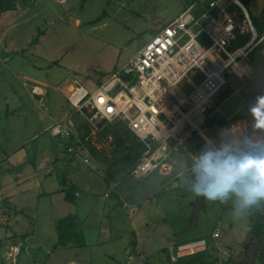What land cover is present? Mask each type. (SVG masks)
Segmentation results:
<instances>
[{
	"label": "rangeland",
	"instance_id": "374dc122",
	"mask_svg": "<svg viewBox=\"0 0 264 264\" xmlns=\"http://www.w3.org/2000/svg\"><path fill=\"white\" fill-rule=\"evenodd\" d=\"M42 1L49 8L51 18L57 20V25L44 24L40 30H35L36 35H42V40L47 43L43 54L46 59L39 61L36 57H31V62H26V66H34L40 71L42 68L40 76L19 77L18 71L22 70L23 64L9 63L7 67L0 64V217L2 219L6 214L10 215L8 219L0 220V248H10L14 243L20 242L24 243L21 248L25 247V234L34 230L35 234L29 238L31 243L42 242L46 249L49 241L61 237L62 243L71 241L75 247L73 251L78 253L80 259H88L90 264H175L171 256L178 245L204 239L208 246L207 252L179 264H253L254 253L251 248L254 244L246 249L248 251L242 260L240 254L250 241L249 227H254L256 220L253 223L250 214L244 219L234 218L231 200L222 204L203 199L198 207L201 198L186 191L179 181L178 187H169L165 191L176 195L175 200L168 204L163 199L158 206L155 205V198H143L146 190L151 189L150 183L139 182L130 189L137 181L128 174L124 176L120 190L129 188L130 196L133 197L113 192L112 198L105 200L107 186L101 182L95 184L90 194H80L76 203H71L66 198L67 195L73 197L70 188L54 192L53 182L39 185L34 179L30 187L16 188L15 182L19 181V175L24 177L25 172L34 169L39 171L43 167L51 168L47 179H57L59 183L63 178H74L69 176L72 167L86 176L92 172L94 175L88 176L91 180L101 178L99 169L85 165L83 153L78 152L79 159L75 165L71 163L67 158L71 146L68 139H54L46 132L51 123L63 122L67 113L76 121L75 131L79 136L89 138L83 142L85 154L96 152V159L103 167L108 162L116 164L120 160L122 166L127 165L131 157L135 158L137 152L132 149V144L136 142L132 135L126 134L127 129L114 122L102 125L98 131L70 107V91L78 86L90 91L97 90L193 2ZM250 1L245 5L251 15L263 10V5L258 6L257 2ZM76 19L81 23L76 22ZM52 42H57L58 46L49 48ZM253 64L259 67L256 58ZM261 67L258 80L260 75L264 77V65ZM34 83L47 87L50 92V98L44 105H39L30 94ZM180 86L186 92L191 91L186 82H182ZM81 123L84 130L78 129ZM120 134H123V144ZM109 135L111 139L107 138ZM257 138V134L252 135V139ZM109 153L121 156L112 155L111 158ZM124 153H130L131 157L122 161ZM50 155L64 160L48 165L46 158ZM12 188L13 191H8ZM41 191L49 192L48 197L39 200ZM135 198H139L141 202L137 209L124 207L126 202L129 205L134 203ZM14 212L18 215L16 219ZM73 213L79 214L81 220L87 217V222L80 224ZM68 215L70 219L66 221L65 228L59 230V222L65 221ZM215 233H218L216 238L213 237ZM10 238L16 239L9 242ZM134 238L138 240V244L132 242ZM263 241L264 239L260 240L261 243ZM171 248L173 249L170 250ZM189 248L187 251L192 254L200 247L193 245ZM258 248L257 259L263 264L264 246L259 243ZM127 250L129 251L126 253ZM139 252L146 256V262L140 261ZM72 254V251H57L48 263L62 264ZM24 256L22 255L21 260ZM38 256L37 264L45 263L42 256Z\"/></svg>",
	"mask_w": 264,
	"mask_h": 264
},
{
	"label": "built area",
	"instance_id": "2783aa9c",
	"mask_svg": "<svg viewBox=\"0 0 264 264\" xmlns=\"http://www.w3.org/2000/svg\"><path fill=\"white\" fill-rule=\"evenodd\" d=\"M235 6L239 10H234ZM262 45L264 33H257L239 0H200L162 28L97 90L73 88L68 97L70 107L98 131L104 124L117 122L137 137L144 149L128 175L144 180L157 173L172 181L178 167L175 153H187L192 162L204 146L222 148L206 132L210 127L220 129L212 121L214 114H222L229 123L250 103L252 85L258 86L262 68L253 62L260 60ZM182 82L191 87L190 92L181 88ZM233 98L243 105L229 117L223 108ZM74 123L70 115L66 121L51 124L48 132L56 138L74 137L78 149L85 150ZM194 136L205 145L197 148ZM69 152L73 154L75 149L71 147ZM90 158L87 153L85 163H90ZM193 245L201 243L178 249Z\"/></svg>",
	"mask_w": 264,
	"mask_h": 264
},
{
	"label": "crops",
	"instance_id": "0c3cea01",
	"mask_svg": "<svg viewBox=\"0 0 264 264\" xmlns=\"http://www.w3.org/2000/svg\"><path fill=\"white\" fill-rule=\"evenodd\" d=\"M60 1L63 2L62 0ZM251 1L257 2L258 6L263 5L262 6L263 10L257 11V13H254L255 14L254 16L251 15L246 5H244L242 2L241 4L247 10L249 15L252 17L257 33L263 34L264 33V0H251ZM193 3L194 2H192L191 4ZM236 10H239V9H236ZM76 22L81 23L79 19H76ZM44 24H50V26H56L57 20L51 18L49 8L44 4L42 0H0V64L5 65L6 67H7V64L9 63L23 64L22 70L20 69L18 71L19 77H25L26 75H33V77L40 76V74L42 73V68L40 71L38 70L39 68H34V66L33 67L31 65L26 66V62H31V57H36L37 60L39 61H45L46 59V56H44L43 54H44V51H46L47 43L44 40H42V35L37 36L36 31H35V30H40ZM57 46H58L57 42H52L49 48L51 47V49H53V48H56ZM51 58L53 59L54 57L51 56ZM53 62L55 61L53 60ZM257 62L259 63V66H261V61L259 59H257ZM12 72H14V70H12ZM45 78H47V76H45ZM257 83H258V86L262 84L264 87V77L260 75L259 80L257 77ZM25 86H27V84H25ZM258 86H256L255 84L252 85L253 91H252V94L249 96L250 103L253 102L254 98L257 95L264 94V90L263 91L259 90ZM69 87L70 85L68 86V89ZM256 88H258V90ZM30 94L34 97V100L39 105H44L45 101L50 98V92L48 91L47 87L44 88L43 86L36 84V83H34L33 86L31 85ZM248 105L244 107L238 115L234 116L232 120H230L229 123L224 128L219 129V132L221 135V138L218 142L219 146L233 143V147H235L236 142L241 135L250 138V136H252L253 134H257L258 135L257 139L259 141H261L264 138V132L254 130L252 128V120L247 110ZM61 107L64 110H66L64 105H62ZM64 116H65L64 117L65 119H63L64 121H66L70 117V115L68 116V113H67V116L66 115ZM78 120H81V119H78ZM51 124L46 128L47 133H49L48 128L51 126ZM82 124L83 123L78 125V129H83ZM123 127L125 130L127 129V131H130L125 125H123ZM119 136L122 140L121 144H123L124 142L123 134H120ZM51 137L54 139H67V138H58V137L56 138L53 136ZM79 137H80V140L84 142V139L86 138L85 135L79 136ZM107 138L111 139V136L109 135ZM68 140H69L68 143L71 144L69 148L73 147L75 149V152L73 154L70 153L68 149L67 158L70 159L71 163L75 165V163L78 161L79 159L78 152H81L84 154V160H85V158H87V155L85 154L83 149L81 150L78 149L79 143L77 142V140H75L74 137ZM191 147L192 146L190 143L189 144L190 150H192ZM124 154L125 155H122L124 156L122 158V161L128 156L131 157L130 153H124ZM112 155L115 156L118 154L109 153V157L112 158L113 157ZM96 156H98V154L92 151L90 163H85V161L84 163L85 165H92L93 167L101 171V175H100L101 178H99V180H96V179L91 180L90 178H88V176L92 177L94 175L92 172H89V174L87 173V176H86L84 174H81V172L77 171L76 167H72V170L70 171L69 176H74V178L72 180L63 178L64 180L60 181L59 183L57 182V179L51 178L48 180L47 175H49L48 172L50 171L51 168L43 167L39 171H36L34 169L33 171L29 170L25 172L24 177L22 175H19L18 177L19 181L15 182L16 188L20 186L22 187V189L23 187L24 188L30 187V183L34 179H36V181L39 182V185H42L43 182L47 185L49 183L51 184L55 183V185L53 186V189L55 190L54 192L58 193L60 189H62V191H66L67 188H70L73 192V200H71L72 201L71 203H76L78 198L80 197V194H84V195L90 194L93 191L95 184H98L101 182V183L106 184L107 186L105 194H104L105 200L112 198L113 194L111 193L113 192H117V194H121V195L125 194V195L130 196L131 193H130L129 188H126L125 190H120V188L123 186V183H124L123 181L125 179L124 176L127 174L128 170L133 165L129 166L130 163H128L127 165L125 164L122 166L121 160H120L118 163L114 161L116 164H114L112 161L108 162L103 167L101 162H99L96 159ZM118 156H121V154H119ZM136 156H137V153H136ZM175 156L178 159V169L183 168L186 163L191 164L190 160L188 159L187 153L177 152L175 153ZM131 158H134V157H131ZM46 160H47L46 164L48 163L55 164V163H59L60 161H63L64 159L62 157L61 159H58L56 158V156L50 155L46 158ZM135 181L137 182H135V184H132L130 186V189H133L136 186V184L139 182L142 183V182L148 181L150 183L151 189L146 190L145 197L143 198L145 200H153V198H155V205L157 206L160 205L163 199L168 201V204H170V202H173L175 200L176 195L167 194L165 191L169 187L170 188L178 187L177 178L172 181L164 180L157 173H153L152 175H150L148 178L144 180L135 179ZM13 190L14 188L8 191H13ZM48 194L49 192L47 191H41V194L39 195L40 196L39 200L45 199L44 197H48ZM130 197H133V195ZM133 201L134 203L130 205L126 202L124 207L130 206L131 208L137 209L141 202H139V198L137 199L135 198ZM15 206L17 207L16 204ZM73 214H74V218H77L80 224H84L88 220L87 217L86 218L83 217L84 220H81L82 218H80L79 214L77 213H73ZM70 215H68L67 217H69ZM17 217L18 215L16 214V212H14V219H16ZM99 217H102V215ZM8 218H10V215L6 214V217L2 219L6 220ZM2 219L0 217V220ZM254 219L256 220L255 225L260 222H264V211L252 212L250 214V220L253 222ZM253 228H254L253 226L249 227V229H251L250 234H249L250 241L245 245L244 250L242 249L241 251V254H240L241 260L243 259L244 254H246L248 251L246 249L250 248L251 244H254L255 246L251 248V250L254 253L253 255L254 258L252 260V263L262 264V262H260L257 259V256H258L259 243L264 246V241L262 243L260 242L261 239H264V234L262 238L255 236L252 233ZM33 231H31L28 234L27 233L25 234L26 236V241H25L26 246L25 247L21 248V246L24 245L23 242L14 243L13 245L10 246V248L1 247L0 248V264H20V262H22L23 260L25 261V263H21V264H37V258L39 257L38 255H41L45 262L42 264H54L53 262L52 263H48V262L49 260L53 259L51 257H53L57 251H64V252L72 251L73 252L71 256L66 257L64 259V262L62 264H90L88 259H84V258L80 259L78 257V253L73 251L75 247L73 246V243L71 241L67 242L66 245L64 246H61L59 245V238L57 239L56 237L55 241H49L48 247H46V249H44L45 247H43L42 242L39 244L31 243V241H29V238L31 235L35 234ZM215 234L213 236L214 238H216ZM14 239L16 238H10L9 242H11ZM132 242L134 244H138V240L136 238H134ZM197 242L201 243V245L199 246L200 248L198 251L194 253L191 252L192 254H190V252L184 248L178 249V248H181V247H184L190 244H194ZM207 247L208 246L204 239L193 242V243L180 244L177 246V249H174L175 253L172 254L171 260L175 264H179L180 262L184 260H192L194 256L206 253L208 250ZM172 249L173 248H171L170 250ZM128 251L129 250H127L126 253ZM22 255H25V256L21 260ZM139 259L141 262L147 261L146 256L142 252L139 255ZM263 264H264V257H263Z\"/></svg>",
	"mask_w": 264,
	"mask_h": 264
},
{
	"label": "clouds",
	"instance_id": "9594fccd",
	"mask_svg": "<svg viewBox=\"0 0 264 264\" xmlns=\"http://www.w3.org/2000/svg\"><path fill=\"white\" fill-rule=\"evenodd\" d=\"M252 128L264 132V94L248 105ZM176 178L186 191L208 201L233 205V216L244 219L254 211H264V143L240 136L233 147L204 146L191 164L177 167Z\"/></svg>",
	"mask_w": 264,
	"mask_h": 264
},
{
	"label": "water",
	"instance_id": "95a60500",
	"mask_svg": "<svg viewBox=\"0 0 264 264\" xmlns=\"http://www.w3.org/2000/svg\"><path fill=\"white\" fill-rule=\"evenodd\" d=\"M126 79L128 77H125ZM243 103L241 101H237L236 98H233V100L228 103L224 108H223V111H225L227 113V115L229 117H232L235 112L237 110H239L241 107H242ZM212 121L217 124V126L221 129V128H224L227 124H228V121L226 120V118L220 114V113H216L214 114V116L212 117ZM206 135L213 141V142H216V141H219L220 140V133L218 131L217 128L215 127H210L208 129V131L206 132ZM193 143L195 144V146L197 148H200L202 146L205 145V142L201 141V138L199 136H194L193 139H192ZM202 198L200 199V202L198 204V207L199 205L202 203Z\"/></svg>",
	"mask_w": 264,
	"mask_h": 264
},
{
	"label": "trees",
	"instance_id": "16d2710c",
	"mask_svg": "<svg viewBox=\"0 0 264 264\" xmlns=\"http://www.w3.org/2000/svg\"><path fill=\"white\" fill-rule=\"evenodd\" d=\"M240 2H242L244 5L245 4H247L248 2H249V0H239ZM193 2H200V0H193ZM233 9L234 10H236V9H238V7H233ZM257 90H258V88H256ZM83 126V125H82ZM129 134V135H132L133 137H134V139H135V144H132V145H134V147L132 148L133 150L135 149L136 150V152H137V156H135V158H131L130 159V165L129 166H132V165H134V163L136 162V160L138 159V157L142 154V152H143V146L139 143V140L137 139V137L132 133V132H130V131H126V134ZM139 148H140V150H139ZM67 200H69V201H71V200H73V197L71 196V195H67ZM68 219H70L69 217H67L66 218V220L65 221H63L62 223L61 222H59V225H58V228H59V230L60 229H64L65 228V223H66V221L68 220ZM252 233L255 235V236H257V237H259V238H262L263 237V234H264V222H260V223H258V224H256L255 226H254V228H253V230H252ZM60 239H61V237H60ZM59 239V245H61V246H64V245H66V242L65 243H62L61 242V240Z\"/></svg>",
	"mask_w": 264,
	"mask_h": 264
},
{
	"label": "flooded vegetation",
	"instance_id": "af4514ba",
	"mask_svg": "<svg viewBox=\"0 0 264 264\" xmlns=\"http://www.w3.org/2000/svg\"><path fill=\"white\" fill-rule=\"evenodd\" d=\"M262 50H264V45L260 46L259 49H258V55H259V58H264V56L262 55ZM261 52V53H260ZM263 60V59H262ZM259 90L263 91L264 90V87L263 85H259ZM250 139L253 141L254 139H252V136H250ZM254 142V141H253Z\"/></svg>",
	"mask_w": 264,
	"mask_h": 264
},
{
	"label": "bare ground",
	"instance_id": "6f19581e",
	"mask_svg": "<svg viewBox=\"0 0 264 264\" xmlns=\"http://www.w3.org/2000/svg\"><path fill=\"white\" fill-rule=\"evenodd\" d=\"M261 53V52H260ZM262 55L264 56V50H262ZM259 56V55H258ZM263 59V60H262ZM260 58V60H261V66L262 65H264V58ZM249 138V137H248ZM254 142H256V143H262L263 141L261 140V141H259L258 139L257 140H253Z\"/></svg>",
	"mask_w": 264,
	"mask_h": 264
}]
</instances>
